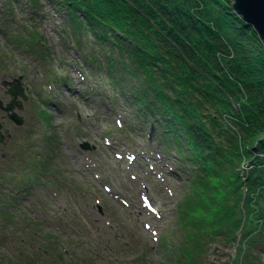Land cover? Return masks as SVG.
<instances>
[{
	"label": "trees",
	"instance_id": "obj_1",
	"mask_svg": "<svg viewBox=\"0 0 264 264\" xmlns=\"http://www.w3.org/2000/svg\"><path fill=\"white\" fill-rule=\"evenodd\" d=\"M48 1L67 17L95 82L90 90L112 112L130 106L134 130L154 124V156L175 157L176 173L186 177L190 196L176 208L185 243L171 254L185 264H218L210 260L216 245L219 264H264V42L233 2ZM23 38L18 43L31 42L25 48L45 62L46 76L68 84L53 73L46 45ZM2 202L0 235L25 231L10 208L20 200Z\"/></svg>",
	"mask_w": 264,
	"mask_h": 264
},
{
	"label": "rangeland",
	"instance_id": "obj_2",
	"mask_svg": "<svg viewBox=\"0 0 264 264\" xmlns=\"http://www.w3.org/2000/svg\"><path fill=\"white\" fill-rule=\"evenodd\" d=\"M66 18L48 0H0V100L10 101L3 84L20 76L29 97L19 112L23 127L0 113L11 136L0 145V205L18 190L3 177L24 182L20 189L28 185L24 190L31 191L23 194L22 211L16 212L30 230L1 233L0 259L12 264H185L176 208L190 196L186 177L176 173L175 157L154 156L160 151L154 124L134 130L130 106L112 112L90 90L95 82L75 52ZM32 36L49 48L44 55L52 56L54 72L64 74L69 85L52 83L38 54L26 50L31 42L18 44ZM48 95L53 104L40 106L39 97L44 103ZM42 107L53 116L50 125L38 115ZM84 143L91 151L81 149ZM40 156L51 159L59 173L47 165L43 171L32 161L22 182V162ZM40 171L46 175L41 180ZM173 247L181 253L171 254ZM209 250L210 260L219 264L216 245Z\"/></svg>",
	"mask_w": 264,
	"mask_h": 264
},
{
	"label": "water",
	"instance_id": "obj_3",
	"mask_svg": "<svg viewBox=\"0 0 264 264\" xmlns=\"http://www.w3.org/2000/svg\"><path fill=\"white\" fill-rule=\"evenodd\" d=\"M233 9L244 20V22L252 27L261 40L264 42V0H233ZM22 78L16 80L14 83L8 84V95L14 98V100L4 107V104L0 101V110L8 114L9 118L17 126H22L24 123L23 118L15 112V108L18 110L23 109V104L17 101L21 97L24 101L27 100L25 91L21 85ZM2 126L0 125V142L3 143L5 137L2 134ZM84 150H90L88 144L82 146Z\"/></svg>",
	"mask_w": 264,
	"mask_h": 264
}]
</instances>
